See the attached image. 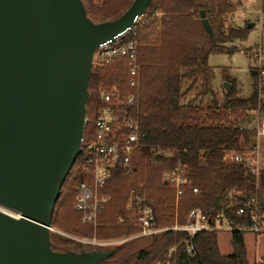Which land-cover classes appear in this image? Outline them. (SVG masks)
Segmentation results:
<instances>
[{
	"label": "trees",
	"instance_id": "obj_1",
	"mask_svg": "<svg viewBox=\"0 0 264 264\" xmlns=\"http://www.w3.org/2000/svg\"><path fill=\"white\" fill-rule=\"evenodd\" d=\"M89 17L99 23L122 16L134 0H83ZM236 0H152L132 37L137 42L139 85H129V65L115 58L92 68L87 103L85 140L91 136L103 95L112 91L136 95L131 115L139 124L140 146L133 155V173L117 175L104 193L111 200L100 211L99 225L82 222L75 210L79 183L88 182L81 152L64 183L56 203L52 226L71 236L110 240L141 231L127 209L132 186L144 185L157 226L185 225L190 211L200 208L215 221L218 213L239 221L238 208L257 198L264 206V166L259 175L246 163L225 159L228 153L251 154L257 147V130L249 110L264 114V77L253 71L255 91L241 96L236 83L223 97L212 87L209 57L228 50L227 44L243 41L248 25H227V15L237 10ZM205 10L213 28L211 37L203 25ZM256 71V70H255ZM210 97V101L207 99ZM183 165L187 169L186 192L177 201L175 188L165 183V174ZM193 188L199 192L194 193ZM218 231H200L194 237L196 254L187 251L190 234L163 231L131 239L112 248L113 255L100 264H251L244 232L231 233L233 252L220 250ZM53 249L61 252L92 251L96 246L52 233ZM253 264H264V261Z\"/></svg>",
	"mask_w": 264,
	"mask_h": 264
},
{
	"label": "water",
	"instance_id": "obj_2",
	"mask_svg": "<svg viewBox=\"0 0 264 264\" xmlns=\"http://www.w3.org/2000/svg\"><path fill=\"white\" fill-rule=\"evenodd\" d=\"M151 1L97 23L83 0H0V264H100L113 255L53 249L52 217L82 150L94 53Z\"/></svg>",
	"mask_w": 264,
	"mask_h": 264
},
{
	"label": "built area",
	"instance_id": "obj_3",
	"mask_svg": "<svg viewBox=\"0 0 264 264\" xmlns=\"http://www.w3.org/2000/svg\"><path fill=\"white\" fill-rule=\"evenodd\" d=\"M144 15L136 18L135 24L125 32L118 34L112 39L104 42L95 51L93 56V67L104 65L115 58H124L129 65V85L137 88L138 69L136 40L132 37L136 33L137 24L142 21ZM259 63L256 73L260 76L259 83L264 77V54L262 50L256 53ZM137 105L136 95L122 94L119 91H112L103 95L102 105L95 118L91 136L85 140L83 136L82 150L84 157V173L89 179L88 182L79 183L75 198L74 208L81 213L82 222L99 225L98 217L100 211L111 200V195L104 193L107 184L117 175H132L133 155L140 146L139 124L131 115V109ZM252 122L248 124L257 130V147L251 154L228 153L227 160L237 163H246L252 168V173L259 175L264 166V151L260 150L259 140L264 137V121L254 125L255 114L260 117V110H249ZM87 118V117H86ZM88 123L85 125V128ZM85 133V131H84ZM165 180L170 183L176 191L177 201L185 194L187 169L180 165L173 171L165 174ZM198 193V188H193ZM127 209L133 214V219L141 231L132 236L118 239L97 240L84 239L71 236L51 227V230L81 243L96 246V250H109L119 244L134 238L149 236L163 231L175 230L186 231L190 234L187 251L195 255L196 250L193 244L194 237L200 231L218 232H244L253 234H264V206L257 198H251L246 206L238 208L239 221L218 213L215 221L212 222L200 208L190 211L188 221L185 225L175 224L173 226H157L152 206L147 200V193L144 185L132 186L127 199ZM7 210V209H6ZM13 213V212H11ZM14 215H17L13 213ZM52 231V232H53ZM176 247H171L169 258L157 264H170V257Z\"/></svg>",
	"mask_w": 264,
	"mask_h": 264
},
{
	"label": "rangeland",
	"instance_id": "obj_4",
	"mask_svg": "<svg viewBox=\"0 0 264 264\" xmlns=\"http://www.w3.org/2000/svg\"><path fill=\"white\" fill-rule=\"evenodd\" d=\"M236 2L238 3L237 10L227 15V25L242 27L253 23V26L245 40L226 45L227 49L232 52L228 50L214 52L209 57V66L213 71L212 87L220 97H223L226 92L225 83L232 84L230 81L236 83L241 96H251L255 91L252 71L258 70L259 65L256 53L262 50L264 54V0H236ZM207 99L210 101L211 98ZM255 116L254 125H257L258 121L259 124L264 121V114H260L259 118L256 114ZM259 144L260 150L264 151V137L259 140ZM218 239L221 252L231 254L233 252L231 233L221 231ZM245 243L247 258L251 264L264 261V234L247 232Z\"/></svg>",
	"mask_w": 264,
	"mask_h": 264
}]
</instances>
